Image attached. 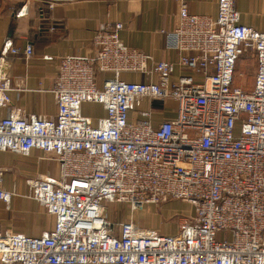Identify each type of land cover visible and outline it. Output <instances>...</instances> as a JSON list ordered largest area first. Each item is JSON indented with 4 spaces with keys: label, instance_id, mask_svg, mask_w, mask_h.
Instances as JSON below:
<instances>
[{
    "label": "built area",
    "instance_id": "built-area-1",
    "mask_svg": "<svg viewBox=\"0 0 264 264\" xmlns=\"http://www.w3.org/2000/svg\"><path fill=\"white\" fill-rule=\"evenodd\" d=\"M40 1L44 18L60 0ZM236 1L218 0L216 19L183 4L175 28L162 31L174 62L127 46L121 23L101 25L93 56L60 59L54 117L11 111L6 59L29 60L34 48L5 39L0 109L9 113L0 121V151L27 158L39 150L58 174L25 182V196L54 217L53 229L0 231L1 264H264V29L243 26ZM31 9L26 3L14 15ZM250 54L257 74L245 90L235 86L236 69ZM177 69L190 74L176 77ZM85 104L105 116H85ZM3 180L0 168V202L9 205L14 193ZM173 200L193 208L177 233L134 220L136 210ZM118 204L130 219H110L109 206Z\"/></svg>",
    "mask_w": 264,
    "mask_h": 264
},
{
    "label": "crops",
    "instance_id": "crops-1",
    "mask_svg": "<svg viewBox=\"0 0 264 264\" xmlns=\"http://www.w3.org/2000/svg\"><path fill=\"white\" fill-rule=\"evenodd\" d=\"M217 2L218 0H60L42 18L36 11L40 3L45 5L40 0H0V50L5 39H12L15 47L21 51L27 45L34 48L29 60L22 53L9 55L6 59L4 72L12 79L13 88L9 94L11 111L18 115L54 117L57 106L51 90L55 85L60 59L65 56H93V39L101 25L121 23L124 28L120 32V38L127 46L152 56L155 61L174 62L178 57L177 53L167 50L162 31L175 28L183 4L191 14L216 19ZM26 3L31 6V13L17 19L14 15L16 10ZM236 9L242 15L243 26L259 32L264 29V0H237ZM257 64L255 56L251 54L241 59L235 86L251 90L256 80ZM188 74L190 72L177 69L175 76ZM123 77L131 82L141 80V75L137 74H125ZM238 79H243L245 85ZM153 105L160 107L156 102ZM147 107L146 102L143 108ZM89 108L96 110L98 115H90ZM8 113L7 109H0V121ZM83 113L93 120L105 116L102 107L94 104L83 105ZM164 117L172 118L174 115L165 114ZM44 157L39 150H32L27 158L0 151L3 187L14 193L9 205L0 202L1 232L41 236L53 229L54 217L36 201L25 196L28 193L26 180L38 175L58 174L57 163L42 160ZM181 203L175 202L173 206L177 210H186L180 207ZM119 206L124 209V206ZM137 219L141 220V216ZM172 233L171 227L166 230V234Z\"/></svg>",
    "mask_w": 264,
    "mask_h": 264
},
{
    "label": "rangeland",
    "instance_id": "rangeland-1",
    "mask_svg": "<svg viewBox=\"0 0 264 264\" xmlns=\"http://www.w3.org/2000/svg\"><path fill=\"white\" fill-rule=\"evenodd\" d=\"M238 81L241 82L242 85H245V83H243V79H238ZM167 106L173 109L176 107V104L175 102H169ZM88 113L93 117L98 115V112L93 108H89ZM175 202H182L180 207H184L186 210H177V208L173 206ZM119 205L124 206V209ZM119 205L109 206V212L112 215L110 219H112L114 222L130 219L131 212L128 206L125 204ZM133 214L134 220L139 226H141V228L153 229L161 234H166V230L171 227L173 230L172 234H175L178 231V225L181 220L186 216L190 217L193 215V208L185 201L173 200L157 205H147L142 209L136 210ZM139 215L141 216V220L137 219Z\"/></svg>",
    "mask_w": 264,
    "mask_h": 264
},
{
    "label": "trees",
    "instance_id": "trees-1",
    "mask_svg": "<svg viewBox=\"0 0 264 264\" xmlns=\"http://www.w3.org/2000/svg\"><path fill=\"white\" fill-rule=\"evenodd\" d=\"M38 6H41L42 7L44 5L40 3ZM237 67H238V65H237ZM236 77H237V69H236Z\"/></svg>",
    "mask_w": 264,
    "mask_h": 264
}]
</instances>
